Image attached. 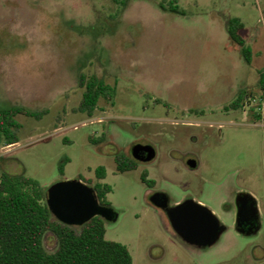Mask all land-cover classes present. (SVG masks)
Wrapping results in <instances>:
<instances>
[{
    "label": "rangeland",
    "instance_id": "1",
    "mask_svg": "<svg viewBox=\"0 0 264 264\" xmlns=\"http://www.w3.org/2000/svg\"><path fill=\"white\" fill-rule=\"evenodd\" d=\"M175 4L182 14L169 10ZM233 17L244 25L250 63L228 39ZM262 72L264 0H0V106L37 115H16L18 142H0V172L24 174L46 191L70 179L93 187L103 166L117 215L104 220L105 239L125 244L132 264H261ZM93 77L114 91L88 114L79 106ZM135 142L150 143L156 157L118 171L116 157L129 163ZM239 192L262 213L256 233L235 229ZM152 193L169 206H206L223 226L220 237L203 248L187 244ZM43 244L56 248L52 231Z\"/></svg>",
    "mask_w": 264,
    "mask_h": 264
},
{
    "label": "trees",
    "instance_id": "2",
    "mask_svg": "<svg viewBox=\"0 0 264 264\" xmlns=\"http://www.w3.org/2000/svg\"><path fill=\"white\" fill-rule=\"evenodd\" d=\"M125 5L127 0H112ZM169 10L182 11L171 5ZM242 21L233 17L226 22V31L231 44L236 47L246 63L251 62V48L246 44ZM259 84L264 88V72ZM114 89L101 80L90 78L85 86L79 108L92 114L98 99L109 97ZM240 105V97L232 104ZM17 114L37 116L32 110L17 105L0 106V142L4 146L18 142L20 124ZM117 170L123 172L134 168L123 157H116ZM99 180L92 188L101 205L110 206L107 194L112 187L101 182L106 176L103 166L95 169ZM142 180L149 186L152 181ZM52 231L57 239L56 248L47 251L43 238ZM0 264H132V256L125 244L105 239L104 220L95 216L81 226H68L57 221L46 204V191L39 182L24 174L0 172Z\"/></svg>",
    "mask_w": 264,
    "mask_h": 264
},
{
    "label": "water",
    "instance_id": "3",
    "mask_svg": "<svg viewBox=\"0 0 264 264\" xmlns=\"http://www.w3.org/2000/svg\"><path fill=\"white\" fill-rule=\"evenodd\" d=\"M141 151L146 154L144 161L154 157V148L141 144L132 147L133 157L140 159ZM188 165L194 167L195 161L189 160ZM150 202L166 212L175 233L189 245L211 246L221 235L223 226L218 218L199 202L187 199L169 206L168 198L163 193H154L150 196ZM46 204L53 217L68 226H81L95 216L110 221L117 217L110 206L98 202L94 189L79 179L63 180L50 185L46 189Z\"/></svg>",
    "mask_w": 264,
    "mask_h": 264
},
{
    "label": "flooded vegetation",
    "instance_id": "4",
    "mask_svg": "<svg viewBox=\"0 0 264 264\" xmlns=\"http://www.w3.org/2000/svg\"><path fill=\"white\" fill-rule=\"evenodd\" d=\"M136 144L151 145L150 143H144V142H135L132 144L129 150V156H127V158H131V160L134 162L135 165L134 168L138 167L140 164H147L156 157V151L154 150L155 151L154 157L149 161L143 160V158L146 156L145 152L143 151L140 152V157H141L140 159L134 158L132 155V147ZM189 160H193V158L191 157L187 160V165ZM145 172L147 171L143 170L142 174ZM233 209H234V226L238 233L249 235L256 233L259 230L262 213L259 207H257L255 199L250 194L245 192H239L235 197ZM196 248H203V247H196ZM262 253L263 254L260 256V260L262 261L260 262L261 264H264V249L262 250Z\"/></svg>",
    "mask_w": 264,
    "mask_h": 264
},
{
    "label": "built area",
    "instance_id": "5",
    "mask_svg": "<svg viewBox=\"0 0 264 264\" xmlns=\"http://www.w3.org/2000/svg\"><path fill=\"white\" fill-rule=\"evenodd\" d=\"M260 101H261L262 104H264V88H263V94H262V97H261ZM12 145H13V144H11V145H6V146H4V148H6V147H8V146H12Z\"/></svg>",
    "mask_w": 264,
    "mask_h": 264
},
{
    "label": "crops",
    "instance_id": "6",
    "mask_svg": "<svg viewBox=\"0 0 264 264\" xmlns=\"http://www.w3.org/2000/svg\"><path fill=\"white\" fill-rule=\"evenodd\" d=\"M14 145V144H13ZM10 146L6 147V148H9Z\"/></svg>",
    "mask_w": 264,
    "mask_h": 264
}]
</instances>
